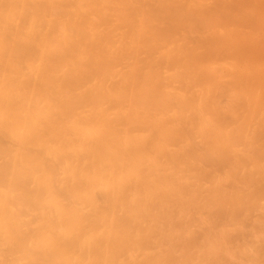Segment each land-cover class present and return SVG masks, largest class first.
<instances>
[{
  "label": "bare ground",
  "instance_id": "6f19581e",
  "mask_svg": "<svg viewBox=\"0 0 264 264\" xmlns=\"http://www.w3.org/2000/svg\"><path fill=\"white\" fill-rule=\"evenodd\" d=\"M0 264H264V0H0Z\"/></svg>",
  "mask_w": 264,
  "mask_h": 264
}]
</instances>
